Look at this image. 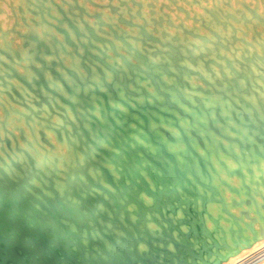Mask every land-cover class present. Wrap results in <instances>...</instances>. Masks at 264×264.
<instances>
[{"label":"bare ground","instance_id":"6f19581e","mask_svg":"<svg viewBox=\"0 0 264 264\" xmlns=\"http://www.w3.org/2000/svg\"><path fill=\"white\" fill-rule=\"evenodd\" d=\"M0 84L8 257L264 264V0H0Z\"/></svg>","mask_w":264,"mask_h":264},{"label":"water","instance_id":"95a60500","mask_svg":"<svg viewBox=\"0 0 264 264\" xmlns=\"http://www.w3.org/2000/svg\"><path fill=\"white\" fill-rule=\"evenodd\" d=\"M25 60H27V59H25ZM0 86H2L1 84H0ZM33 93V92H32ZM26 100H28V99H26ZM133 103H134V101H133ZM70 125H71V123H70ZM59 172H61L62 173V171L61 170H59ZM34 179H37V178H34ZM226 214H228V215H230V216H235V215H233V214H231V213H229V212H225ZM245 213H248L247 211L245 212ZM246 215V214H245ZM247 216V215H246ZM219 218V220H224V217H218ZM249 219H255V217H249ZM181 220V219H180ZM242 223H244V224H246L244 221H241ZM255 223H256V221H255ZM222 228V227H221ZM236 229H234V230H232V231H235ZM155 231H157L156 229H155ZM175 231H177L176 229H175ZM226 231L225 230H223L222 231V235H223V238L225 239V237H226V233H225ZM244 238H245V236H244ZM0 243L3 245V247H1V250H0V264H6V263H11V264H30L31 262H32V260H31V257L30 256H28V257H26V258H23V256L24 255H19V254H16V257H8L7 255H6V252H7V247H6V244H5V242H4V239L0 236ZM20 249L22 250V248L20 247ZM21 259V260H20ZM22 259H24V261L22 260ZM5 262V263H4Z\"/></svg>","mask_w":264,"mask_h":264},{"label":"rangeland","instance_id":"374dc122","mask_svg":"<svg viewBox=\"0 0 264 264\" xmlns=\"http://www.w3.org/2000/svg\"><path fill=\"white\" fill-rule=\"evenodd\" d=\"M13 40H14V38H13ZM13 40H12V44H13V42H14ZM189 44H190V42L188 43V45H189ZM190 45H192V43H191ZM255 259H257V257H256ZM255 259H254V260H255Z\"/></svg>","mask_w":264,"mask_h":264}]
</instances>
